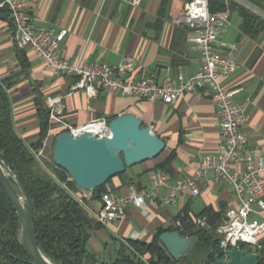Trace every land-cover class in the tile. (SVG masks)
I'll use <instances>...</instances> for the list:
<instances>
[{"label": "crops", "instance_id": "crops-1", "mask_svg": "<svg viewBox=\"0 0 264 264\" xmlns=\"http://www.w3.org/2000/svg\"><path fill=\"white\" fill-rule=\"evenodd\" d=\"M190 0H29V13L35 29H67L58 54L74 63L119 64L126 55H134L138 66L133 77L154 74L160 83L167 75L185 80L201 67V53L191 38L195 27L178 22ZM247 4L244 0H236ZM221 39L237 44L238 70L223 81L227 88L239 89L236 98L245 105L248 120L243 126L248 145H264V34L253 39L242 34V18L237 11H227ZM20 48L15 39V26L0 18V81L11 78L7 91L13 107L18 134L29 145L40 134L37 115L38 99L48 107V97L67 95L63 102L64 118L74 125H83L98 118L135 113L166 141V150L157 158L137 164L124 177L112 178L109 187L119 195H129L148 187L157 166L171 157V183L193 174L201 156L214 153L222 146V123L216 101L208 88L185 91L172 103L147 100L133 95L100 89L95 96L86 90H73L77 74L48 70L30 48L22 49L30 64L22 71ZM13 78V79H12ZM63 128L51 125L52 138ZM201 193L178 191L174 200L164 199L170 188L164 186L143 207L130 204L126 216L100 230L101 237L150 241L159 226L174 224L175 217L188 208L193 214L206 207L222 211L236 207L239 201L233 190L222 181H199ZM93 210L102 206V199L80 189L77 193ZM220 220L216 221L215 225ZM92 239V238H91ZM95 242V239L92 240ZM100 242L98 243V245ZM113 249L103 253L110 258Z\"/></svg>", "mask_w": 264, "mask_h": 264}, {"label": "built area", "instance_id": "built-area-1", "mask_svg": "<svg viewBox=\"0 0 264 264\" xmlns=\"http://www.w3.org/2000/svg\"><path fill=\"white\" fill-rule=\"evenodd\" d=\"M1 7L11 11L15 26V39L21 48H30L41 59L48 70L56 73L77 74L78 81L73 90L84 89L95 96L104 88L122 95H133L147 100H162L172 103L185 91L208 88L216 101L222 123V146L219 151L201 156L193 174L178 178L171 183L170 174L157 171L151 177L150 185L141 191L123 196L107 192L102 196V206L93 210L84 197L72 192L88 212L89 216L102 225H108L126 216L130 204L143 207L148 199L154 198L164 186L170 188L164 203H171L178 191L189 190L192 194L201 193L199 181H222L236 195L239 204L228 209L215 227L224 250L239 247L240 244H253L259 247L264 237V145H248L243 126L248 120L246 107L236 95L239 89L227 88L223 81L232 76L239 68L236 59L237 44L221 39L227 12L213 13L209 0H190L178 22L195 27L191 38L194 48L201 53V67L191 78L167 75L160 83L154 74L133 77L138 62L134 55H126L119 64L74 63L61 58L58 49L64 40L67 29L57 31L53 28L35 29L29 13V0H0ZM69 95L48 97L50 122L60 124L75 136L93 130L100 136L110 134L107 118L94 119L83 125H74L64 118V98ZM52 139L51 129L40 149H33L36 157L43 162L47 156ZM183 226L182 220L176 221ZM198 227L210 229L206 216L196 219Z\"/></svg>", "mask_w": 264, "mask_h": 264}, {"label": "trees", "instance_id": "trees-1", "mask_svg": "<svg viewBox=\"0 0 264 264\" xmlns=\"http://www.w3.org/2000/svg\"><path fill=\"white\" fill-rule=\"evenodd\" d=\"M244 1L247 4L236 0H209V5L213 13L237 11L242 18V34L256 39L264 34V0ZM0 18L13 23L8 7L0 6ZM19 59L22 71H27L30 64L23 50ZM10 80L0 81V154L18 173L34 202V233L45 255L61 264H212L215 251L220 247L214 226L216 221L221 220L223 210L214 211L211 207H206L199 214H193L185 208L175 217L174 224L159 226L150 241L117 239L110 258L103 257L100 252L90 251L88 244L93 232L104 226L89 216L72 194L79 193L80 189L68 172L54 162L53 144L56 135L51 145L52 152L47 154L43 163L33 152V149L43 146L50 131V109L41 99L37 100L40 134L38 140L29 145L15 128L12 102L6 86ZM63 131L66 129L62 128L58 133ZM171 161V157L167 158L157 168L172 174ZM125 173L118 176L124 177ZM111 180L96 188L92 192L93 197L102 199L107 192L117 193L109 187ZM201 216L207 217L212 228L196 225V219ZM180 219L183 226L176 225ZM19 226L18 214L0 184V264H32L19 242ZM174 230L197 238L191 252L180 260H176L160 240L163 232ZM245 246V243L240 244V247ZM260 264H264V252Z\"/></svg>", "mask_w": 264, "mask_h": 264}, {"label": "water", "instance_id": "water-1", "mask_svg": "<svg viewBox=\"0 0 264 264\" xmlns=\"http://www.w3.org/2000/svg\"><path fill=\"white\" fill-rule=\"evenodd\" d=\"M108 123V136H100L93 130L78 136L66 130L55 136L53 160L68 172L81 190L93 192L128 168L159 157L167 148L166 141L135 113L116 115L109 118ZM0 184L18 214V239L31 263L61 264L41 250L34 233V202L18 173L1 154ZM160 240L168 252L180 260L191 252L197 238L174 230L163 232ZM259 244L261 247L246 244L227 250L218 248L212 264H260L264 237Z\"/></svg>", "mask_w": 264, "mask_h": 264}, {"label": "rangeland", "instance_id": "rangeland-1", "mask_svg": "<svg viewBox=\"0 0 264 264\" xmlns=\"http://www.w3.org/2000/svg\"><path fill=\"white\" fill-rule=\"evenodd\" d=\"M52 142H53V138L51 139V142H50V148L47 149V154H50L52 152V148H51ZM43 168H46V167L43 166ZM100 234L101 233L98 231L93 232L92 239L89 241V244H88V249L92 252H96V253L100 252L102 254L103 253L106 254V252L113 249V244L110 243L108 247L106 243L110 242L109 235L103 236L102 238ZM93 239H95L94 243L92 242ZM99 242L100 244L98 245Z\"/></svg>", "mask_w": 264, "mask_h": 264}]
</instances>
